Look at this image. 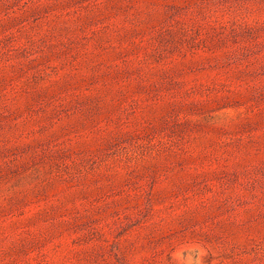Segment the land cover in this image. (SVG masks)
I'll use <instances>...</instances> for the list:
<instances>
[{
  "label": "rangeland",
  "instance_id": "obj_1",
  "mask_svg": "<svg viewBox=\"0 0 264 264\" xmlns=\"http://www.w3.org/2000/svg\"><path fill=\"white\" fill-rule=\"evenodd\" d=\"M0 264H264V0H0Z\"/></svg>",
  "mask_w": 264,
  "mask_h": 264
}]
</instances>
